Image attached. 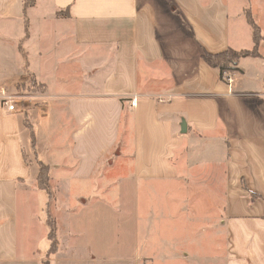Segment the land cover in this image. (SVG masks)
<instances>
[{"label": "crops", "instance_id": "crops-1", "mask_svg": "<svg viewBox=\"0 0 264 264\" xmlns=\"http://www.w3.org/2000/svg\"><path fill=\"white\" fill-rule=\"evenodd\" d=\"M246 11L264 26V0H0V264L168 260L141 197L188 191L217 207V262L264 264V58L226 81L203 57L255 47ZM126 195L135 217L109 221Z\"/></svg>", "mask_w": 264, "mask_h": 264}, {"label": "rangeland", "instance_id": "rangeland-1", "mask_svg": "<svg viewBox=\"0 0 264 264\" xmlns=\"http://www.w3.org/2000/svg\"><path fill=\"white\" fill-rule=\"evenodd\" d=\"M243 19L248 27V32L252 31L249 24H247L246 19ZM258 26L262 32L264 26L261 24H258ZM251 47L252 45L248 48ZM259 51L264 54V42L259 46ZM232 73V71L226 72V81H230ZM32 155L34 156V154ZM135 184L136 183L133 180L123 181L124 188L128 191H130L131 187H134ZM51 185L55 190L52 183ZM110 189L112 190V185L110 186ZM187 195L184 192H179V194H177V192H172L169 197H165L163 193L153 197L147 195L141 197V199L145 201V206L141 205L143 208L140 209L142 220H155L154 208L159 211L156 212L157 214L161 213L162 219L167 218L165 220L167 227L165 237L168 238L169 243L158 245L155 251L158 254L167 255L165 257L168 260L156 259L154 260L155 264H223V261L217 262L215 260L217 256H220L221 259L226 256L225 252L227 246L226 232L224 235L223 227L221 228L220 226L219 228L218 217L215 215L218 213L217 207H214V210L212 209V205L209 207V200L205 196L192 193L191 191H188ZM147 198H151V204L146 201ZM123 199L126 203L125 208L123 209L124 212L117 213L116 211L110 210L108 212L109 221L133 219L135 217L136 212L133 208V205L136 206L135 196L126 195ZM220 200L222 201L220 212H224V197L220 196ZM143 201H141V204ZM110 208H114V206H111ZM127 211L130 213L128 214ZM151 212L152 215H150ZM170 212H172L173 217L168 219V217L165 216V213L171 215ZM110 246L113 245L110 244ZM149 246L151 249L152 246ZM184 252L185 255L182 254ZM171 253L173 255H179L178 261L172 258Z\"/></svg>", "mask_w": 264, "mask_h": 264}, {"label": "trees", "instance_id": "trees-1", "mask_svg": "<svg viewBox=\"0 0 264 264\" xmlns=\"http://www.w3.org/2000/svg\"><path fill=\"white\" fill-rule=\"evenodd\" d=\"M35 3L36 0H24L26 8L34 6ZM246 17L249 24L252 26L254 40L256 42V45L252 50L243 49L235 52L225 50L218 53L204 52L203 54L206 61L220 70V74L224 79H226V72H235L239 70L238 63L242 57L254 56L264 58V54L259 51V46H261V43L264 42V35L250 11H246ZM37 185L40 189H45L49 193L50 205L53 204L56 200V192L51 185L50 167L48 164L42 162L40 163ZM48 223L51 228L50 239L52 242L50 253H54L58 249L59 239L57 221L51 212L49 213Z\"/></svg>", "mask_w": 264, "mask_h": 264}, {"label": "built area", "instance_id": "built-area-1", "mask_svg": "<svg viewBox=\"0 0 264 264\" xmlns=\"http://www.w3.org/2000/svg\"><path fill=\"white\" fill-rule=\"evenodd\" d=\"M5 95L4 103L8 106L9 110H14L16 102L13 100L12 96H6L5 92H3Z\"/></svg>", "mask_w": 264, "mask_h": 264}]
</instances>
